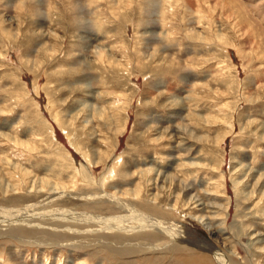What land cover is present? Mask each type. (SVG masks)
I'll use <instances>...</instances> for the list:
<instances>
[{
	"label": "rangeland",
	"instance_id": "374dc122",
	"mask_svg": "<svg viewBox=\"0 0 264 264\" xmlns=\"http://www.w3.org/2000/svg\"><path fill=\"white\" fill-rule=\"evenodd\" d=\"M0 264H264V0H0Z\"/></svg>",
	"mask_w": 264,
	"mask_h": 264
},
{
	"label": "bare ground",
	"instance_id": "6f19581e",
	"mask_svg": "<svg viewBox=\"0 0 264 264\" xmlns=\"http://www.w3.org/2000/svg\"><path fill=\"white\" fill-rule=\"evenodd\" d=\"M22 213V212H21ZM41 214V213H40ZM10 215V214H9ZM145 219V218H144ZM74 220V219H73ZM164 230V229H163ZM170 231V230H169ZM173 232V231H172ZM171 233V232H170ZM174 234V233H173ZM181 234V233H180Z\"/></svg>",
	"mask_w": 264,
	"mask_h": 264
}]
</instances>
